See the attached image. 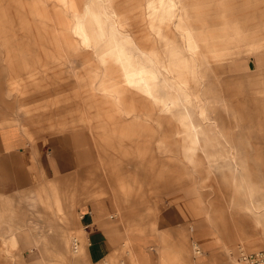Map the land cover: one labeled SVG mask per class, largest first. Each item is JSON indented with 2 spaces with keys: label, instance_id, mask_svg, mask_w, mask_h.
Returning a JSON list of instances; mask_svg holds the SVG:
<instances>
[{
  "label": "rangeland",
  "instance_id": "rangeland-1",
  "mask_svg": "<svg viewBox=\"0 0 264 264\" xmlns=\"http://www.w3.org/2000/svg\"><path fill=\"white\" fill-rule=\"evenodd\" d=\"M186 52H196L205 84L169 92L222 147L184 152L190 136L167 90L163 103L133 83L100 91L92 80L189 63L179 59ZM116 96L123 105L105 103ZM65 114L71 121L51 124ZM75 132L89 148L84 177L80 169L15 188L0 148V264H149L142 246L153 239L145 250L155 264H235L264 252V168L258 176L250 167L252 145L264 150V0H0V142ZM225 140L238 150L237 175L229 165L227 179L211 160ZM100 201L115 229L110 254L92 262L80 211ZM168 202L165 215L179 226L164 222ZM194 244L204 256L194 258ZM182 250L188 259L174 263Z\"/></svg>",
  "mask_w": 264,
  "mask_h": 264
},
{
  "label": "crops",
  "instance_id": "crops-1",
  "mask_svg": "<svg viewBox=\"0 0 264 264\" xmlns=\"http://www.w3.org/2000/svg\"><path fill=\"white\" fill-rule=\"evenodd\" d=\"M195 53L196 52H186L182 53L181 57H179V59L186 60L189 63L177 62L170 65L165 64L161 68L154 64H145L143 65V71H140L138 74L135 72L136 74L134 76L128 77L127 72H122V77L117 80L115 76L118 72L107 73L101 78L99 73H96L94 79L92 80H96L95 77L98 75L96 81L98 83L97 88L100 91L125 81L127 83H133L143 92H146L149 89L152 95H157L158 97H162L160 96V91L165 89L167 90L168 94L167 99L170 97L174 98L175 96L173 97V95L170 94L169 89H177L180 84H183L188 88L194 87V85L204 86L205 84V82H203V84L197 83V72L199 71V65L198 68L195 66L196 63H198L196 61L197 56ZM210 64L211 61H209V65ZM181 66H187L188 69L181 68ZM185 71L191 74V79L183 77L181 73ZM119 74L121 75V73ZM134 93L135 92H131V95L135 96ZM163 98L165 97H162V100L160 101L164 103L166 99ZM132 100H136V98L133 97ZM105 103L119 107L123 105L124 101L120 96H116L113 101L105 100ZM181 104L184 105L183 103ZM179 105V96H177L172 100L171 105L168 106H174L175 108H178ZM156 107L159 108L160 105H157ZM177 110L181 118V122L185 126V129L183 130H180L179 128L177 129H179V131L187 132L188 136H190L189 138L181 139L184 145L183 149L185 153L194 151L196 148L205 150L209 147L214 148L218 147L219 145L221 147L223 146V143L220 141H212V138L208 134L210 132L203 130L201 122L193 120L191 112L188 110L187 106H182ZM205 112V109H203L202 113L205 114ZM207 120L209 122V119L205 116L204 121L207 122ZM67 121L71 120L66 116V114L64 116L59 115L58 118H56L51 124H65ZM85 136L86 135L83 133L80 134L75 132L66 134V136L50 137L45 139L46 141H41L40 143H35L34 145H31L25 141L24 137H20L14 142V145L11 148H5L3 143L0 142V148L3 149L4 154L6 155L10 179L14 187L18 188V185L20 184L23 189L29 188L33 184L37 183L42 178V176L45 179L58 180L60 177H65L67 174L80 169H82V175L84 177V171H86L90 163L89 148L86 145ZM11 143L12 142H10V144ZM260 146L261 145H259L257 142L252 145V154L255 159L253 160V165H250V167L257 173L258 176H261L264 168V150L258 151ZM214 151V155L217 154V156H213L211 160L217 161L215 164H217L216 169L218 172L227 179L226 169L230 165L232 177H235L237 175L236 171L238 167V163L236 161L238 150L236 149V146L232 142L225 140L224 148L220 150L215 149ZM62 204L68 207L70 205V201H62ZM168 206L169 202L163 210L164 222L171 227L179 226L178 224L171 223L166 217L165 211L169 208ZM109 210L110 209L107 206V202L100 201L99 203L87 202L80 211V215L82 216L79 219V224L83 228L86 242L84 251L86 252L87 258H89L92 262L99 261L102 259V257L110 254L112 249L111 234L114 232L115 227L112 224L113 217L111 216ZM71 216L72 215H70V219H72ZM236 220L238 219L236 218ZM241 225L242 222L239 223L236 221L238 230L243 229L240 227ZM153 243L158 242L153 239L150 240L149 243H146L142 246L143 251H145L146 255L149 257V264H155L157 259L154 251H150L149 253L145 250L146 248H151L150 245ZM72 250L76 252L78 249L76 250L75 246H73ZM171 257L174 258V263L183 260L184 258L188 259L183 250L173 254ZM160 258L164 261L165 256L160 255ZM206 258L205 260L203 259L204 261L201 260L197 264L217 263L214 261V259L209 260ZM216 260L218 261L219 259L216 258ZM193 264H196V262H193Z\"/></svg>",
  "mask_w": 264,
  "mask_h": 264
},
{
  "label": "built area",
  "instance_id": "built-area-1",
  "mask_svg": "<svg viewBox=\"0 0 264 264\" xmlns=\"http://www.w3.org/2000/svg\"><path fill=\"white\" fill-rule=\"evenodd\" d=\"M75 241V240H74ZM77 245V240L75 241ZM194 254L198 256L200 254V248L194 247ZM264 260V252H253L244 256H241L235 264H258Z\"/></svg>",
  "mask_w": 264,
  "mask_h": 264
},
{
  "label": "bare ground",
  "instance_id": "bare-ground-1",
  "mask_svg": "<svg viewBox=\"0 0 264 264\" xmlns=\"http://www.w3.org/2000/svg\"><path fill=\"white\" fill-rule=\"evenodd\" d=\"M87 19H88V17H87ZM89 21H90V19H89ZM81 216H82V215H81ZM74 240H75V241L77 240L76 237H73V238L71 239L72 247L75 246V248H76V250H77L78 247H79V243H78L77 245H75L76 242H75ZM194 247H198V248H200V254H199L198 256H196V254H193L194 257H195L196 259H198L199 257H202V256L205 255V254H204V250H203L200 246H198L197 244H194V245H193V248H194ZM242 251L245 252L244 250H242ZM225 254H227L228 258H230V259L235 257L234 250H233L232 248H231V249L227 248L226 251H225ZM238 260H239V259H238ZM238 260H236V262H237ZM263 262H264V260H262V261L259 262L258 264H263Z\"/></svg>",
  "mask_w": 264,
  "mask_h": 264
}]
</instances>
